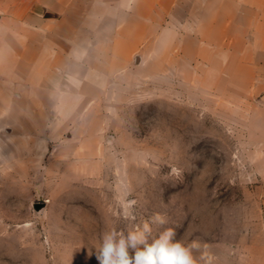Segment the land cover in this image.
I'll list each match as a JSON object with an SVG mask.
<instances>
[{"label": "rangeland", "instance_id": "374dc122", "mask_svg": "<svg viewBox=\"0 0 264 264\" xmlns=\"http://www.w3.org/2000/svg\"><path fill=\"white\" fill-rule=\"evenodd\" d=\"M260 1L0 0V264H97L156 213L198 264L260 263Z\"/></svg>", "mask_w": 264, "mask_h": 264}, {"label": "clouds", "instance_id": "9594fccd", "mask_svg": "<svg viewBox=\"0 0 264 264\" xmlns=\"http://www.w3.org/2000/svg\"><path fill=\"white\" fill-rule=\"evenodd\" d=\"M125 219L134 221V216ZM166 218L154 214L149 220L132 223L125 231L112 227L102 233L95 251L97 264H198L194 250L199 249L195 242L184 243L176 240L173 228H164L153 235V225L162 228ZM200 260H206L204 255Z\"/></svg>", "mask_w": 264, "mask_h": 264}, {"label": "crops", "instance_id": "0c3cea01", "mask_svg": "<svg viewBox=\"0 0 264 264\" xmlns=\"http://www.w3.org/2000/svg\"><path fill=\"white\" fill-rule=\"evenodd\" d=\"M264 0H261L260 2L263 3ZM264 8V7H263ZM261 259L259 264H264V248L261 250Z\"/></svg>", "mask_w": 264, "mask_h": 264}, {"label": "water", "instance_id": "95a60500", "mask_svg": "<svg viewBox=\"0 0 264 264\" xmlns=\"http://www.w3.org/2000/svg\"><path fill=\"white\" fill-rule=\"evenodd\" d=\"M36 208L38 209V208H39V206L37 205V206H36Z\"/></svg>", "mask_w": 264, "mask_h": 264}]
</instances>
